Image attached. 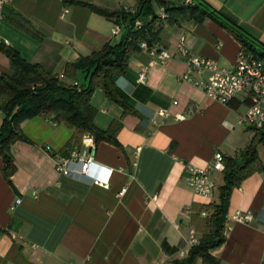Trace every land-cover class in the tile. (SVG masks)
I'll return each mask as SVG.
<instances>
[{"label":"crops","instance_id":"obj_1","mask_svg":"<svg viewBox=\"0 0 264 264\" xmlns=\"http://www.w3.org/2000/svg\"><path fill=\"white\" fill-rule=\"evenodd\" d=\"M160 1L167 7L186 3ZM202 1L230 17L259 44L255 47L258 54L264 53V0ZM0 2V44L55 76L63 74L65 64L119 41L122 32L111 34L112 18L96 13L93 7L114 12L122 6L134 10L138 5L137 0ZM6 7L27 19L37 37L6 21L2 15ZM152 9L154 15L144 20L158 16L163 6L153 3ZM167 18L160 19L155 49L167 51L170 57L150 64L148 52L139 49L129 58L126 74L116 80V92L134 113L123 115V109L99 88L91 94L94 126L106 131L118 122V127L111 128L117 144H96L86 133L74 144L72 127L45 117L20 124L28 141L18 140L10 149L15 166L11 185L2 177L0 157V264H176L187 256L179 252L189 228L201 236L202 218L194 211L217 201L222 176L211 172L216 189L204 199L185 186V169L207 167L217 151L223 158H235L248 145L254 132L238 120L250 98L248 93L240 94L219 104L194 88L192 81L181 78L186 72V58L176 51L181 39L188 55L233 70L242 49L232 34L210 17L174 23H167ZM8 66L0 52V74H11ZM141 68H146V76L140 84L135 79ZM206 76L207 71L192 72L190 78L203 81ZM83 77L78 73L75 82L86 83ZM160 110L167 115L159 116ZM180 114L183 119H175ZM1 121L0 113V125ZM72 149L93 158L85 176L79 174L78 163H70L69 177L55 170L56 161L69 157ZM262 149L261 156L257 155L264 165ZM93 180H102L107 187L94 185ZM239 185L228 197L222 223L224 242L208 251L216 261L212 264H264V167ZM238 210L252 213V221H228ZM195 264L208 263L199 257Z\"/></svg>","mask_w":264,"mask_h":264},{"label":"trees","instance_id":"obj_2","mask_svg":"<svg viewBox=\"0 0 264 264\" xmlns=\"http://www.w3.org/2000/svg\"><path fill=\"white\" fill-rule=\"evenodd\" d=\"M137 2L138 5L133 10V14L122 10L105 12L96 7L91 9L107 18H117L121 23L123 22L125 28L116 44L105 43L90 55L82 56L72 64H65L62 78L71 80L69 83L58 78L57 74L55 76L46 72L40 65L23 60L15 49L0 44V52L8 60V69L11 71V74H0L1 174L7 184L11 185L10 177L15 172L10 149L18 140L28 141L22 135L20 124L30 118L45 117L54 123L58 122V124L72 127L74 132L71 137L74 144L81 142L85 133L91 136L96 144L99 142L117 144L115 130L111 128L118 127L120 125L118 122L112 123L110 129L106 131L94 126L92 120L96 115V110L90 106L91 94L99 88L108 100H112L123 109V115L134 113L126 104V100L116 92L115 85L116 80L126 74L127 62L139 51L141 42H145L148 48L156 46L157 34L161 30V20L157 15L144 20L149 14L154 15L153 3L156 6H163V10L168 15L167 23H174L177 19L200 22L204 17L212 18L220 27L234 36L240 43L241 49L258 55L257 57L264 61V53L258 54L255 48L259 47V44L245 35L230 17L219 10L211 9L205 1L191 0L189 4L176 5V7H167L160 0H137ZM2 15L16 29L37 37V32L28 20L20 16L13 8H3ZM135 19L142 21L143 27L139 30H135L132 26ZM78 73L84 76L86 83L75 82ZM247 129L254 132L248 145L235 158L224 157V166L220 171L222 183L218 185L217 201H211L194 211L196 216L202 218V233L198 238V245L192 247L187 252V256L177 260L176 264H195L199 257L208 264L216 262L208 251L224 242L222 223L226 216L229 195L234 188L240 186L241 181L264 167L257 155L258 145L264 148V125L259 129L250 127ZM200 212L206 215L201 216Z\"/></svg>","mask_w":264,"mask_h":264},{"label":"built area","instance_id":"obj_3","mask_svg":"<svg viewBox=\"0 0 264 264\" xmlns=\"http://www.w3.org/2000/svg\"><path fill=\"white\" fill-rule=\"evenodd\" d=\"M2 1V0H1ZM191 0H186L189 4ZM2 2H0L1 5ZM123 11L125 13L133 14V10H128L125 7L117 9V11ZM66 13V10L63 11ZM151 18V17H150ZM149 18V19H150ZM158 18L165 20L167 15L163 9H160ZM112 36L120 34L125 28L123 22L117 18H112ZM133 28L141 29L143 27L142 21L135 19L132 22ZM182 39L177 44L176 51L180 52L185 58L186 72L181 76L183 80L192 81L194 88L202 91L210 100L216 103L225 105L229 100L240 94H249V105L244 114L240 115L238 124L249 126L250 128L259 129L264 125V61L258 58L256 55L244 51L243 49L237 54L234 59L233 70L218 68L216 63L206 58H200L198 56L188 55L187 51L183 48ZM156 47H147L145 42H141L140 50L148 52L150 56V64L162 63L165 59L170 57V54L165 50H157ZM207 71L206 79L203 81H195L190 78L191 73L201 74ZM146 76V68H141L136 76V82L144 83ZM62 74L58 75V78H62ZM159 116H166L167 112L160 110ZM175 119H183L181 114L175 116ZM154 121V120H153ZM46 151L48 148L45 146ZM138 151V149L136 150ZM90 155L80 154L77 150L72 149L69 157L59 158L55 163V170L65 177H69L71 170L69 168L70 163L80 164V175L85 176L89 172L93 161ZM212 161L209 162L205 168H197L196 166H187L185 173V186L190 188L192 192L201 198H210L213 196L216 186L211 179V172H220L224 166V158L219 151L212 155ZM111 172V170H109ZM92 184L102 188L107 187V183L102 180H93ZM124 191V190H123ZM123 193V192H122ZM121 193V194H122ZM120 194V195H121ZM156 197V196H155ZM155 197L150 198L154 200ZM20 200L15 202L19 203ZM201 216H205L204 212H200ZM253 215L250 212L235 211L233 215L228 217V221L235 223L248 224L252 221ZM227 230L229 226L226 227ZM198 235L194 228L190 227L188 236L185 239V247L179 255L185 256L187 252L194 246L198 245Z\"/></svg>","mask_w":264,"mask_h":264},{"label":"rangeland","instance_id":"obj_4","mask_svg":"<svg viewBox=\"0 0 264 264\" xmlns=\"http://www.w3.org/2000/svg\"><path fill=\"white\" fill-rule=\"evenodd\" d=\"M257 149H258L259 156H261L262 151H263L262 147L258 145Z\"/></svg>","mask_w":264,"mask_h":264}]
</instances>
